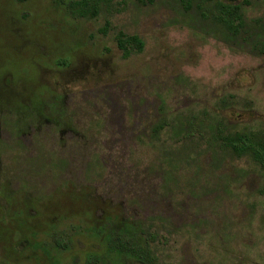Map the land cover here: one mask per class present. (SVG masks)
Wrapping results in <instances>:
<instances>
[{
  "label": "rangeland",
  "instance_id": "rangeland-1",
  "mask_svg": "<svg viewBox=\"0 0 264 264\" xmlns=\"http://www.w3.org/2000/svg\"><path fill=\"white\" fill-rule=\"evenodd\" d=\"M76 1L0 0V264H264V0Z\"/></svg>",
  "mask_w": 264,
  "mask_h": 264
},
{
  "label": "trees",
  "instance_id": "trees-1",
  "mask_svg": "<svg viewBox=\"0 0 264 264\" xmlns=\"http://www.w3.org/2000/svg\"><path fill=\"white\" fill-rule=\"evenodd\" d=\"M110 1L111 0H78L74 2L73 8L78 9L81 12L79 13L80 15L93 16L97 13L99 3L107 5ZM179 1L183 5L189 6L187 0ZM250 1L251 0H225L223 2L219 0L216 1L217 11L219 14H222V20L226 16L227 20H223V23H226L227 25H229V28H231V34L234 40L240 39L242 41V39L240 38L243 37L242 31H244L247 27L242 13V7L250 4ZM128 45L137 47V49L142 48V42L137 37L130 36L122 39L120 34L117 38V46L124 52V54L126 53L125 48ZM158 129H160V125L156 124L155 127L152 128L153 133H156ZM236 141H239V143L247 141V143L244 146L241 145L239 147H236V144H234L233 142H229V147H231L234 152L241 151L243 153H248L254 160L258 161L262 165V167H264V142L262 143V141H257L256 139L253 141V138H245L244 135H239ZM253 146H256L259 151L254 150Z\"/></svg>",
  "mask_w": 264,
  "mask_h": 264
}]
</instances>
